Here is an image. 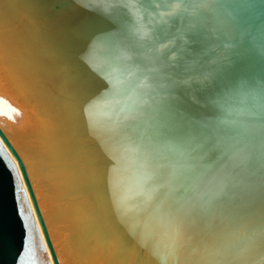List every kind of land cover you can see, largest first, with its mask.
I'll use <instances>...</instances> for the list:
<instances>
[{"label":"bare ground","instance_id":"1","mask_svg":"<svg viewBox=\"0 0 264 264\" xmlns=\"http://www.w3.org/2000/svg\"><path fill=\"white\" fill-rule=\"evenodd\" d=\"M164 10L149 0H0V130L59 264H264L263 171L223 127L234 117L176 44V27L162 26ZM235 31L229 22L219 38L242 63L238 49H251ZM250 89L264 125L262 79ZM0 142L30 204L38 264H54Z\"/></svg>","mask_w":264,"mask_h":264},{"label":"water","instance_id":"2","mask_svg":"<svg viewBox=\"0 0 264 264\" xmlns=\"http://www.w3.org/2000/svg\"><path fill=\"white\" fill-rule=\"evenodd\" d=\"M149 2L165 6L166 15H158V19L163 27L168 25L176 27V44H179L186 53H190L191 59L194 60L193 69L211 94L216 99L219 97L220 100L217 101L220 103L219 107L221 105V110L234 117L229 120L231 124L223 127L229 128L231 136L236 137L233 143L241 141L237 149L243 148L247 151L251 164L255 163L252 158L258 159L256 165H260L258 167L263 171L261 176L263 178L264 125L263 121L255 116L253 101L255 103L256 98L251 94L250 84L258 83V79H262L264 86V0H149ZM178 2L186 3L188 12L178 8ZM218 6L221 8H217ZM215 8L222 12V16L216 17L218 20L214 24L207 10L212 9L216 14ZM153 10L160 12L157 7ZM223 18L228 21L227 25ZM229 22L230 25L234 24L236 30L235 43L243 42L251 49L252 55L244 54L242 48L238 49L242 63H239L231 53L226 52V46L229 44H221L222 40L219 38L220 33L229 30ZM250 75L252 80L248 78ZM246 84H249L248 87ZM0 136L17 160L18 169L26 184L53 263L59 264L26 167L1 130ZM251 171L257 169L253 168ZM34 232L36 231L33 214L16 164L0 142V264H38V259L41 258Z\"/></svg>","mask_w":264,"mask_h":264},{"label":"rangeland","instance_id":"3","mask_svg":"<svg viewBox=\"0 0 264 264\" xmlns=\"http://www.w3.org/2000/svg\"><path fill=\"white\" fill-rule=\"evenodd\" d=\"M169 64H170V65H173L172 62L166 63V65H169ZM174 65H177V64L174 63ZM174 65H173V66H174ZM123 66H124V69L127 68V67H125V65H123ZM115 67L118 68L117 66H115ZM113 68H114V67H113ZM113 68H112V69H113ZM114 69H115V68H114ZM124 69L122 68V70H124ZM127 69H128V70H127ZM127 69L124 70V71H122V73H120V74H123L125 71H126V73H127V72L130 70V67L127 68ZM178 69L181 70V67L178 68ZM182 70H184V68H182ZM128 73H129V72H128ZM128 73H127V74H128ZM124 74H125V73H124ZM182 75H185V74L182 73ZM196 88H197V87H196ZM196 88L191 89L192 91H190V92L193 93V92H194L193 90H196ZM182 89H183V88H182ZM141 90H142V91L139 92L140 96H139V94H138L139 98H140V97H142V98L144 97L143 100H148V101H149V98H150V97H148V95H150L149 91H148L147 89H146L145 91H144L143 89H141ZM184 91H185V90H184ZM144 92H145V93H144ZM143 93H144V94H143ZM194 93H195V92H194ZM142 94H143V96H142ZM145 94H148V95L144 96ZM177 95L180 96L181 94L178 93ZM191 95H192V94H191ZM138 96H137V97H138ZM181 96H182V95H181ZM193 96H194V94H193ZM195 96H197V93H195ZM190 97H191V96H190ZM190 97H188V98H184V101H188V102H189V101H190V99H189ZM139 98H138V100H139ZM142 98H140V100H142ZM145 98H146V99H145ZM191 98L193 99V97H191ZM185 99H186V100H185ZM138 100H137V98H136V100H134V101H132V102H135V101H136V102H138V103L135 102L136 104H138V105L141 104V105L143 106V108H142V107H140V108H142V110H143L144 107L147 106V105L144 104L146 101L143 103V104H144V105H143V104H142V101H143V100L141 101V103H139L140 101H138ZM192 101H193V100H192ZM195 101H196V100H195ZM149 102H150V101H149ZM190 103L194 106V104H193L192 102H190ZM131 104H132V103H131ZM146 104H147V102H146ZM139 106H140V105H139ZM122 107H123V106L121 105V108H122ZM147 107H148L147 109H144L143 111L140 110V111H142V112H144L145 110L148 111V110H149V106H147ZM194 107H196V106H194ZM121 108H120V110H121ZM123 108H124V107H123ZM123 108H122V109H123ZM155 109H156V107H155ZM147 111H145L144 113H146ZM194 123H196V121H194ZM205 130H206V129H205ZM140 132H142V131L140 130ZM140 132H139V130H138V133H139V134H140ZM152 157H153V156H152ZM177 168H180V166L177 167ZM166 172H167V171H166Z\"/></svg>","mask_w":264,"mask_h":264}]
</instances>
